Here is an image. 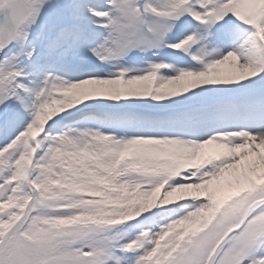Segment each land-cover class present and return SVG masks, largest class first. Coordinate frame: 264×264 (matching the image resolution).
I'll use <instances>...</instances> for the list:
<instances>
[{"label":"snow or ice","instance_id":"6c2138e0","mask_svg":"<svg viewBox=\"0 0 264 264\" xmlns=\"http://www.w3.org/2000/svg\"><path fill=\"white\" fill-rule=\"evenodd\" d=\"M0 264H264V0H0Z\"/></svg>","mask_w":264,"mask_h":264}]
</instances>
